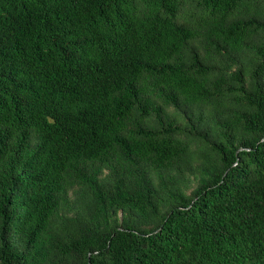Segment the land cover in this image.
I'll return each mask as SVG.
<instances>
[{
  "label": "trees",
  "instance_id": "trees-1",
  "mask_svg": "<svg viewBox=\"0 0 264 264\" xmlns=\"http://www.w3.org/2000/svg\"><path fill=\"white\" fill-rule=\"evenodd\" d=\"M0 264H264V0H0Z\"/></svg>",
  "mask_w": 264,
  "mask_h": 264
}]
</instances>
